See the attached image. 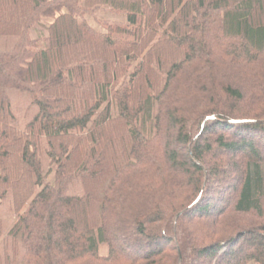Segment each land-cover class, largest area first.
<instances>
[{"label":"trees","instance_id":"obj_1","mask_svg":"<svg viewBox=\"0 0 264 264\" xmlns=\"http://www.w3.org/2000/svg\"><path fill=\"white\" fill-rule=\"evenodd\" d=\"M201 261L264 264V0H0V264Z\"/></svg>","mask_w":264,"mask_h":264},{"label":"rangeland","instance_id":"obj_2","mask_svg":"<svg viewBox=\"0 0 264 264\" xmlns=\"http://www.w3.org/2000/svg\"><path fill=\"white\" fill-rule=\"evenodd\" d=\"M43 21H46V19H43ZM42 21V24L41 25H43L44 24V22ZM41 25L40 26H36V29L38 30L37 32H38V35H42L43 34V31L41 30V29H39L40 27H41ZM36 31H34L33 30V32L31 33V36L35 39V38H37V35H36V33H37ZM249 87V86H248ZM250 88V87H249ZM247 91H246V95L247 96H249L250 95V89H246ZM248 93H249V95H248ZM138 247H141V245L140 246H138ZM198 264H205V262L204 261H201L200 263H198Z\"/></svg>","mask_w":264,"mask_h":264}]
</instances>
